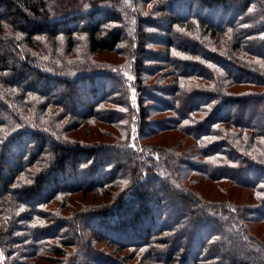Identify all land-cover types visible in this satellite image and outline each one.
<instances>
[{
  "label": "trees",
  "instance_id": "16d2710c",
  "mask_svg": "<svg viewBox=\"0 0 264 264\" xmlns=\"http://www.w3.org/2000/svg\"><path fill=\"white\" fill-rule=\"evenodd\" d=\"M256 223L264 0H0V264H264Z\"/></svg>",
  "mask_w": 264,
  "mask_h": 264
},
{
  "label": "rangeland",
  "instance_id": "374dc122",
  "mask_svg": "<svg viewBox=\"0 0 264 264\" xmlns=\"http://www.w3.org/2000/svg\"><path fill=\"white\" fill-rule=\"evenodd\" d=\"M94 60H100V61H108L111 63H117L120 61V59L118 57H116V55H114L113 53H101L99 55L93 56ZM108 87V86H107ZM108 90V88H106V91ZM80 96V95H79ZM131 100H132V96ZM91 101V99L89 100ZM101 128L102 126H99L98 124H90L86 127H81L80 129L71 132L68 134V136L72 137V136H76L81 138L82 135H84V133L88 134V139H92L91 141H94L95 138L103 140V141H110L107 137L102 136L101 132ZM180 135L175 132V131H165L153 136H149L148 139L144 140L146 141V143L148 144H163V145H168V146H175V143L177 142V139ZM84 141V140H83ZM180 148L179 150H184L183 149V144H180ZM70 169V168H69ZM94 176H96L97 178H101L99 176V174L95 173ZM219 186H224L226 188H229L228 185L226 183H221V184H217V183H212L209 181H202L199 184L194 185V189L195 191L200 194L202 197L207 198V199H214V200H222L226 197V192H221L218 190ZM228 193V192H227ZM246 193L242 192V193H238V194H234L232 197L235 198L238 202H242L243 199L245 198ZM78 197V196H77ZM166 214L169 213L168 210L165 211ZM162 220L164 221H168L169 223L171 222L169 219H165L162 218ZM253 230L257 231V232H262V230L264 229V223H256L254 225H252ZM108 237L113 236L111 234H106ZM103 248V247H102ZM110 250V249H108ZM38 264H54L52 262H47V261H39ZM222 264H227L226 261L223 262Z\"/></svg>",
  "mask_w": 264,
  "mask_h": 264
}]
</instances>
